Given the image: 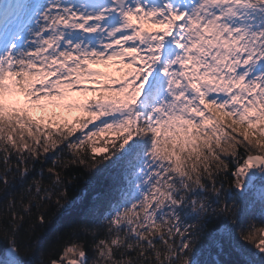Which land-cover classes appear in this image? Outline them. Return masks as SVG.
Instances as JSON below:
<instances>
[{
	"label": "snow or ice",
	"instance_id": "snow-or-ice-1",
	"mask_svg": "<svg viewBox=\"0 0 264 264\" xmlns=\"http://www.w3.org/2000/svg\"><path fill=\"white\" fill-rule=\"evenodd\" d=\"M0 201L5 264H264V0H0Z\"/></svg>",
	"mask_w": 264,
	"mask_h": 264
},
{
	"label": "trees",
	"instance_id": "trees-1",
	"mask_svg": "<svg viewBox=\"0 0 264 264\" xmlns=\"http://www.w3.org/2000/svg\"><path fill=\"white\" fill-rule=\"evenodd\" d=\"M6 205V201H0V211L4 209ZM62 229L59 225H57L53 229H44L41 232V235L44 236L43 247L40 252L37 253L38 257L43 256L45 260H47L50 256L55 255L59 248L62 246L63 237L61 236ZM2 235V234H0ZM57 241H60L58 244ZM7 249V245L0 243V258L5 255Z\"/></svg>",
	"mask_w": 264,
	"mask_h": 264
},
{
	"label": "rangeland",
	"instance_id": "rangeland-1",
	"mask_svg": "<svg viewBox=\"0 0 264 264\" xmlns=\"http://www.w3.org/2000/svg\"><path fill=\"white\" fill-rule=\"evenodd\" d=\"M117 136H118L117 133L108 132V133L103 134L102 137H97L96 138L97 148L99 149L105 143L106 140L116 139ZM7 255H8V248L6 249L5 255L0 258V264H5Z\"/></svg>",
	"mask_w": 264,
	"mask_h": 264
}]
</instances>
